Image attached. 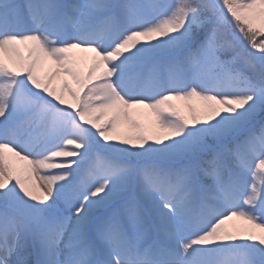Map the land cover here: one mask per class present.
<instances>
[{"label": "snow or ice", "instance_id": "snow-or-ice-1", "mask_svg": "<svg viewBox=\"0 0 264 264\" xmlns=\"http://www.w3.org/2000/svg\"><path fill=\"white\" fill-rule=\"evenodd\" d=\"M0 264H264V0H0Z\"/></svg>", "mask_w": 264, "mask_h": 264}, {"label": "rangeland", "instance_id": "rangeland-1", "mask_svg": "<svg viewBox=\"0 0 264 264\" xmlns=\"http://www.w3.org/2000/svg\"><path fill=\"white\" fill-rule=\"evenodd\" d=\"M78 56H85V57H90L91 54L90 53H76ZM83 70V69H82ZM47 71V65H45V67L41 70V74L43 75L45 72ZM61 79H67V78H60L56 81L57 87H59ZM69 84L72 85L73 87H75L76 85L69 79L68 80ZM172 104L176 105L177 108H179L185 115H187V108L186 105L191 104L193 105V107H199L200 105V101L193 99L190 101H171ZM148 110L146 109H138V110H132L134 118L138 119L140 121V123L144 124V125H150V119L146 118L145 116L141 115V113H146ZM118 131L123 133V132H127L128 131V125L127 123H121L120 125H118ZM244 222L240 221V220H236L233 219L231 221L228 222V227H240L243 226Z\"/></svg>", "mask_w": 264, "mask_h": 264}]
</instances>
